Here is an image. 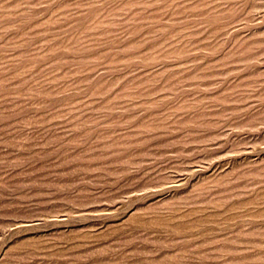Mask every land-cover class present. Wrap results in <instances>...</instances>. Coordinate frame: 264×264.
<instances>
[{
    "label": "rangeland",
    "instance_id": "1",
    "mask_svg": "<svg viewBox=\"0 0 264 264\" xmlns=\"http://www.w3.org/2000/svg\"><path fill=\"white\" fill-rule=\"evenodd\" d=\"M0 264H264V0H0Z\"/></svg>",
    "mask_w": 264,
    "mask_h": 264
}]
</instances>
